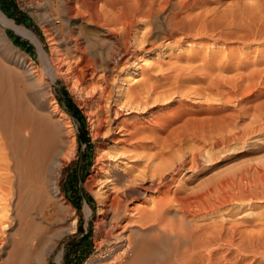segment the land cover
<instances>
[{
  "label": "bare ground",
  "instance_id": "6f19581e",
  "mask_svg": "<svg viewBox=\"0 0 264 264\" xmlns=\"http://www.w3.org/2000/svg\"><path fill=\"white\" fill-rule=\"evenodd\" d=\"M202 1L77 0L67 5L68 13L73 14L70 17L80 16L87 26L99 28L98 39L110 43L108 49L96 51L90 42H85L86 49L75 39L73 47L79 52L74 60L76 71L73 76L61 72L69 83L75 77L84 84L95 78L97 109L90 119V132L93 139L106 140L94 165L100 176L85 183L90 190L97 188L100 220L96 225L102 233L85 264H234L248 255L264 259V221L248 230L241 224L197 223V218L227 204L262 202L264 164L218 175L191 191L177 186L182 170L195 171L229 150L232 143L264 130V102L232 114H224L215 105L231 102V96L248 95L258 84H251L258 72H247L246 78L236 73L230 79L220 72L237 69L231 54L244 52L229 43L264 41V0H260V8L257 4L258 29L245 32L221 31L229 20L222 13L218 17L202 11ZM196 7L202 12L193 14ZM235 20L240 23L242 17ZM0 21L41 49L30 30L1 12ZM82 30L78 33L84 37ZM220 48L232 53L225 57ZM220 51L224 57H219ZM185 52L184 60L180 54ZM172 53L175 60L163 68L161 59ZM154 57L157 62L148 59ZM181 59L183 65L178 64ZM46 64L51 71H61L53 56L46 58ZM215 64L217 69L203 73L204 79L193 78L195 72ZM202 80L206 83L196 85ZM244 80L254 81L248 85ZM226 84L230 86L225 88ZM0 99V264H45L52 239L47 225L39 220L44 212L33 206L38 196L30 185L32 178H41L50 213L68 207L59 196L56 175L72 156L73 133L67 115L57 106L50 107L46 124L43 113L23 112L20 96L9 86L2 90L0 85ZM13 116L19 121L11 127ZM244 117L249 119L245 125L240 123ZM110 141L113 146L105 149ZM147 195L149 202L138 199ZM85 208L89 215L90 209ZM14 221L17 226L11 228ZM75 222L72 219L68 228Z\"/></svg>",
  "mask_w": 264,
  "mask_h": 264
},
{
  "label": "rangeland",
  "instance_id": "374dc122",
  "mask_svg": "<svg viewBox=\"0 0 264 264\" xmlns=\"http://www.w3.org/2000/svg\"><path fill=\"white\" fill-rule=\"evenodd\" d=\"M71 1L74 2L77 0ZM71 1L0 0V12L8 19L12 20L16 25L23 26L30 30L38 38L41 48L39 49V47L29 38L18 34L8 26H4L0 21V85H2V90H7L9 86L12 92L20 96V99L25 107L23 112L29 115L43 113L46 118V124L48 123L46 114L49 112L50 107H52V105L55 107L57 106L67 115L65 119H67L73 133V141L70 142V148L73 151L72 156L68 159H65L64 164L60 167L59 175H56L59 196H61L63 202L66 203L68 207L64 208L58 213H50L49 209L47 208L49 199L43 195V188L41 187L40 183L41 178H32L33 183L30 185L31 189L36 190L38 196L33 206L37 211L41 209V212H44L45 214L43 219H39L41 218L39 216L38 219L44 221L43 224L47 225L45 226L48 228V234H50L48 236H51L49 238L52 239V241H50L52 246L46 255L45 264H85L86 260L96 249L95 241L98 240L102 235V233L97 229L96 225L100 220V215L98 214V199L95 191L97 188L94 186L92 188L93 190H90L87 186H85V183L89 179L92 177L96 179L100 176V172H96L94 165L97 163L96 158L98 157L99 152L102 151L101 149H104L103 142H106V140L101 137L93 139L90 132V119L93 117L94 111L97 109L96 95L98 88L97 84H95L97 82L94 78L93 80L87 82V84H84L81 81L79 82V78L75 77L72 78L71 82L69 83L63 74L64 72L68 71L70 72V75L72 74L71 76H73L74 72L76 71L74 60H76L77 53L79 52L77 49L75 52L73 47L76 43L75 39H79L81 43L83 42L80 44L82 46L81 48L88 49L85 45V42H90L91 47L94 46L95 50L98 48L96 51L100 49H108L110 47V43L107 40H102V38H100L102 42H99L100 39H98V37L100 36L97 34L99 32V28L93 26L90 27L89 25L87 26V24L84 23L85 21L81 20L80 16H77L78 18H72L69 16L71 14L68 13L69 11L67 10V5H69ZM260 3V0H203L201 7L203 4L202 11H205L208 14L212 13L213 16L216 15L218 17L220 16L219 13H222L221 17L227 18V21L229 20L228 22L230 23L229 25H226V28L224 27L225 30H221V28H219L221 31H226L227 29V31H229V29L232 30L233 28L246 31L250 29L252 30L253 28L255 29L256 27L258 29L259 23H257L256 15L260 10ZM202 8L199 7L200 10ZM199 9L196 7L192 13L194 14L202 12ZM213 11L217 14H215ZM254 12H256V14ZM233 15L234 19L237 18L238 20H241L242 17L241 22L239 23V21L237 22L235 20V23L234 19L232 18ZM229 16H232L231 19L233 20H231ZM16 18L22 19L17 21ZM225 18L223 20H226ZM243 20L244 22H242ZM232 22L234 27L233 25H230ZM73 23L77 25V28L75 25H73ZM235 25H239L241 27H235ZM227 26L230 28H227ZM81 27H83V30ZM88 29L91 30L88 31ZM79 30H82L83 34L86 36L88 35V37L89 33H93L91 34L93 36L90 35L91 38H86L84 35V38L82 37L83 35H79ZM220 30H217L218 33ZM91 39H95L93 40L94 42ZM22 41H26V44L23 46L18 43ZM95 41L97 44L100 43V47H97L98 45L95 43ZM231 43H229V47L244 49L243 54L240 53L239 55H233L232 52V54L230 53L232 65L238 67L239 69L235 68L226 71L221 70L222 72H220V74L222 73L221 75L223 77L226 76V79H230L231 75L233 77V75H236V73H239V75L242 74L244 77L247 76V72L251 71L255 72V75H257V72L259 74L253 78L255 80H253L254 82L252 80H244L249 82L248 85H250L251 82H253L251 84L258 83L257 85L255 84V89L253 88L251 90L252 92H248V95H238V97L231 96V102L229 101L227 104H221L218 102L215 103V105L219 104L222 109L218 107L219 105H216L218 109L223 113L226 112V114H228V112L230 113V111L232 114V112L236 113L238 110L241 111L247 108L252 109L255 104L258 105V103L264 102V41L257 44L250 43L248 45H241L236 42ZM93 49L89 50L90 53H94ZM220 50L225 52L224 55L227 54L225 57H229L230 54L228 53V50L224 48L223 50L220 48ZM221 51L218 53V55L221 53L222 56L219 57H224L223 52ZM174 53L161 59L164 61L163 68L167 67L168 64L175 60ZM180 55L183 56L182 58L185 60L186 52ZM51 56L54 57L58 67L60 66V72L51 71L49 68L47 69L48 66L46 64V58ZM148 59L155 62L158 61L156 57ZM183 59H181L178 64L183 65L184 63H180L184 62ZM27 64H30L29 68L31 67V69L27 67ZM212 67L210 69H202V71L199 70L195 72L196 74L194 73V76H197L193 78L204 79L205 76L203 73L206 71L211 72L213 71L212 69H217L216 64ZM199 74L201 75L199 76ZM95 77H97V75ZM195 79L192 80L195 81ZM9 81L11 82V85H8ZM195 83L196 85H203L206 83V80ZM245 83L243 85H246ZM62 86L66 88L70 95L71 102L74 104L73 106L71 104H67L65 101L66 99L63 98L70 111H67L63 106H61L57 99L58 95L62 96ZM229 86L230 85L226 84L225 88H228ZM28 102L30 104H28ZM187 102H189V100H187ZM249 105H253L251 106L252 108ZM74 106H76V108ZM2 108L3 106L1 109ZM6 108L8 107H5V109ZM75 109L78 110V113H76ZM85 110H87V113ZM219 110L217 111L219 112ZM221 112L218 114H221ZM162 115L165 116V114ZM248 120V117H244V121L241 120L242 122L240 121V123L245 125L248 123ZM18 121L19 117L13 116V118L9 120V124L11 127H13L17 125ZM83 121L86 125L90 138L88 144L80 142V139L83 137ZM261 131L251 135L250 137H247L245 140L239 141L240 143L238 142L236 145L232 143V146L230 145L231 148H229V150H225L219 155L218 158H215L213 162L205 163L201 165V167H198L195 171H189L186 169L182 170L177 177V186L180 185V187L186 189L187 191H191L196 189V187L198 188L199 186L204 185L205 181L207 182L212 178H216L218 175L232 173L234 171L237 173L248 168L251 169V167L258 166V164H264V130ZM112 146L113 142L110 141L108 145L105 146V149L111 148ZM53 181L55 180L52 179L51 183H53ZM182 183H184V185ZM40 197L41 200H46L44 201L46 204L43 201L42 202L44 204L41 202ZM44 197L46 199H44ZM138 199H140V201H143V199L146 201L147 199V202L150 200L148 195L144 198ZM246 201L248 200H245L242 203L236 202V204L232 203L224 205V207L222 206L221 209L211 212V214L203 216L202 218H197V223H209L211 221H216L218 223L222 222L227 226H231L229 224H241L240 226L242 227L244 225L242 228H247L246 230L250 229L251 227L256 228V222L259 223L264 221V200H262V202L258 200L248 202ZM134 204L135 200L128 203V206L131 207ZM85 207L90 209L89 215L86 214ZM72 219L76 220L75 226L72 228L73 230L68 228V223H70ZM254 223L255 225H253ZM12 224L13 225L11 228H14L15 221ZM16 226L17 225H15V227ZM79 228H81V231ZM50 230L55 232H50ZM51 233H53V236ZM230 256L233 258V254ZM248 256L246 257L247 259H242V261H234L237 262L236 264H251L252 261L254 262L252 264H259L260 262L264 263V259L261 260L259 257H256L255 261L253 257H250L251 255ZM257 260H259V262Z\"/></svg>",
  "mask_w": 264,
  "mask_h": 264
},
{
  "label": "trees",
  "instance_id": "16d2710c",
  "mask_svg": "<svg viewBox=\"0 0 264 264\" xmlns=\"http://www.w3.org/2000/svg\"><path fill=\"white\" fill-rule=\"evenodd\" d=\"M19 19H22V18H16V20L17 21H19ZM25 19V18H24ZM21 46H23L24 44H26V41H22V42H18ZM61 95L63 96H60V95H58L57 96V99H58V102H59V104L61 105V106H63L67 111H70V109L68 108V106L65 104V101L67 102V104H71L72 106L74 105V104H72V102H71V98H70V95H69V93H68V91L66 90V88L64 87V86H62V88H61ZM66 99L65 101H64V99ZM75 108H76V106H74ZM75 111H76V113H78V110H76L75 109ZM83 124H82V133H83V137H82V139H80V142L81 143H86V144H88L89 143V141H90V138H89V135H88V131H87V128H86V125H85V123H84V121L82 122ZM79 230L81 231V228H79Z\"/></svg>",
  "mask_w": 264,
  "mask_h": 264
}]
</instances>
